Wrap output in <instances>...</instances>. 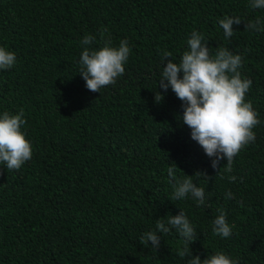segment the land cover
Masks as SVG:
<instances>
[{"label": "trees", "instance_id": "1", "mask_svg": "<svg viewBox=\"0 0 264 264\" xmlns=\"http://www.w3.org/2000/svg\"><path fill=\"white\" fill-rule=\"evenodd\" d=\"M225 16L242 19L229 39ZM257 17L264 9L249 0H0V47L16 56L0 69V113L23 109L32 145L19 170L0 164V264H188L190 255L177 254L183 237L167 223L180 211L196 231L192 255L264 264V31L245 29ZM105 27L112 46L124 39L131 51L115 84L96 93L78 61L83 37L98 49ZM193 31L210 55L241 54V76L252 81L246 100L261 123L233 159L234 182L221 175L226 161L216 173L191 138L175 93L159 87L163 52L178 63ZM170 166L204 189V205L171 199ZM221 210L233 226L226 239L212 231ZM158 220L170 228L157 232L159 248L141 244Z\"/></svg>", "mask_w": 264, "mask_h": 264}, {"label": "clouds", "instance_id": "2", "mask_svg": "<svg viewBox=\"0 0 264 264\" xmlns=\"http://www.w3.org/2000/svg\"><path fill=\"white\" fill-rule=\"evenodd\" d=\"M249 7L264 9V0H249ZM238 16H225L219 20L225 39L234 34L233 24H239ZM245 29L261 32L264 31V20L257 17L248 21ZM108 29L105 27L100 32L103 46L92 49L90 46L95 37L86 34L81 40L83 51L79 57V74L85 81L86 88L91 92L99 93L101 88L115 84L124 71L131 49L127 40H120L119 46H112L110 38H105ZM188 48L185 50L178 63L169 57L172 53L165 50L161 56L163 69L158 81L159 87L167 92L170 87L176 97L182 102V121L190 129L193 140L203 148L205 154L212 158L211 166L217 169L221 160H225L224 171L230 182L237 177L230 175L233 171V159L250 143L255 142L253 129L261 123L252 102L246 100V95L252 86V81L242 78L239 69L243 64L241 54H233L227 47H220L214 55H210L209 47L202 33L193 31L187 40ZM16 61L13 52L0 47V69L11 68ZM154 99L159 103L163 99L161 92H156ZM26 124L23 109L17 113L4 111L0 113V164L7 170H19L21 166L32 158V145L26 138L22 126ZM176 167V165L174 164ZM205 175L196 172L194 175ZM169 183L174 192L172 200H181L187 196L204 205L205 194L202 187L193 183L192 176L186 175L183 180L176 177L173 166L168 168ZM207 177V176H206ZM226 199H232L231 191L225 193ZM242 206V204H241ZM167 223L177 230L183 237L182 248L177 249V254L183 258L191 256L188 264H237L230 256L223 252L201 259L192 255L189 244L196 239V231L183 211L168 218ZM232 227L226 221L225 213L220 211L213 221V234L222 238H229ZM170 228L158 220L156 231H148L141 236L140 243L151 245L158 249L160 246L159 233H168Z\"/></svg>", "mask_w": 264, "mask_h": 264}]
</instances>
